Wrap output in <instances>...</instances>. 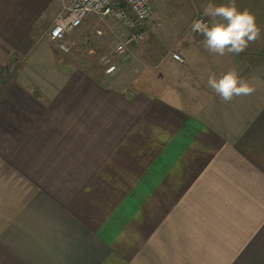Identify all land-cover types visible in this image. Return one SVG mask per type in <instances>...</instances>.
I'll use <instances>...</instances> for the list:
<instances>
[{
  "label": "crops",
  "instance_id": "crops-1",
  "mask_svg": "<svg viewBox=\"0 0 264 264\" xmlns=\"http://www.w3.org/2000/svg\"><path fill=\"white\" fill-rule=\"evenodd\" d=\"M48 2L0 0V264H264V0L236 1L262 29L239 55L149 21L116 83L41 49ZM230 70L255 92L225 102Z\"/></svg>",
  "mask_w": 264,
  "mask_h": 264
},
{
  "label": "rangeland",
  "instance_id": "rangeland-1",
  "mask_svg": "<svg viewBox=\"0 0 264 264\" xmlns=\"http://www.w3.org/2000/svg\"><path fill=\"white\" fill-rule=\"evenodd\" d=\"M49 1L50 4L48 2L49 5L46 6L45 12L39 20L42 25L40 28L38 26V33L36 36L33 34L36 40L40 37L38 36L39 34L41 35L39 40H44L46 42L41 44L42 50L44 48L47 49V42H49L60 55L61 59L59 62L62 64H76L89 71L92 69V73L96 76L98 75L102 79L107 78L114 83L119 80V77L126 79L129 77L130 81H132L134 77L140 78L146 75L144 72L147 70L146 67L148 66L149 59L147 58V54L140 50H146L150 46L152 47L153 44L147 45L145 37L140 42L130 43L125 52H116V45L123 39H126L130 31L121 23L114 20H109L106 23H100L97 20V27L103 29V35H98L94 28L89 30L83 26L80 29H76L68 36V42L72 45V51L70 53L59 51L56 44L50 39L49 32L54 26L55 20L62 9L64 0ZM206 2L208 3V0H150L154 10V17L152 18L153 24L148 34L157 32L159 28L161 32H168L167 28L170 27L178 29L188 18L193 17L194 19H198L203 17V5L206 4ZM203 18L208 19L207 17ZM93 27L96 26L94 25ZM178 40H180L179 36H170L167 41L169 44L170 41L175 43ZM162 46H164V44H162ZM168 47V51L174 49L173 45ZM56 58L59 59L58 57ZM108 59L111 60V64L117 66V70L113 73H107ZM32 68L42 72L37 66Z\"/></svg>",
  "mask_w": 264,
  "mask_h": 264
},
{
  "label": "clouds",
  "instance_id": "clouds-1",
  "mask_svg": "<svg viewBox=\"0 0 264 264\" xmlns=\"http://www.w3.org/2000/svg\"><path fill=\"white\" fill-rule=\"evenodd\" d=\"M202 15L208 19L194 20L191 31L203 37L204 47L212 54L239 55L261 38L262 29L257 24L255 15L248 9L240 10L236 0H229L227 4L209 2ZM207 84L225 102H230L238 96H250L256 90L235 70H230L219 78L211 75Z\"/></svg>",
  "mask_w": 264,
  "mask_h": 264
},
{
  "label": "built area",
  "instance_id": "built-area-1",
  "mask_svg": "<svg viewBox=\"0 0 264 264\" xmlns=\"http://www.w3.org/2000/svg\"><path fill=\"white\" fill-rule=\"evenodd\" d=\"M91 16L100 23L114 20L131 30L127 38L115 47L116 52L123 53L130 43L140 42L146 37L147 23L154 17V10L150 0H64L62 9L49 32L50 39L59 51L63 53L72 51V45L68 42L69 34L81 27ZM96 33L103 35L104 31L97 28ZM173 57L179 61L184 60L179 53H174ZM107 64V73L117 70V66L111 64V60L108 59Z\"/></svg>",
  "mask_w": 264,
  "mask_h": 264
}]
</instances>
